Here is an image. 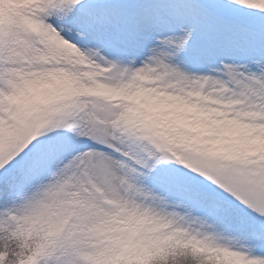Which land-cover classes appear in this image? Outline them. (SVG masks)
Listing matches in <instances>:
<instances>
[{
	"label": "snow or ice",
	"instance_id": "snow-or-ice-1",
	"mask_svg": "<svg viewBox=\"0 0 264 264\" xmlns=\"http://www.w3.org/2000/svg\"><path fill=\"white\" fill-rule=\"evenodd\" d=\"M0 264H264V0H0Z\"/></svg>",
	"mask_w": 264,
	"mask_h": 264
}]
</instances>
